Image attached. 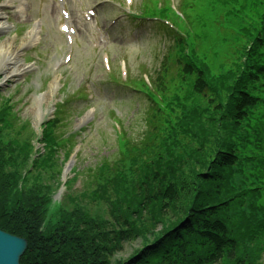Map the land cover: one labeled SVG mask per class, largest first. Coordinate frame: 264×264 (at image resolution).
Masks as SVG:
<instances>
[{
  "label": "trees",
  "instance_id": "1",
  "mask_svg": "<svg viewBox=\"0 0 264 264\" xmlns=\"http://www.w3.org/2000/svg\"><path fill=\"white\" fill-rule=\"evenodd\" d=\"M248 1L253 23L232 38L220 75L194 53L173 61L169 91L192 81L185 103H206V120L202 108L174 123L152 110L138 138L84 173L79 196L69 180L53 200L73 147L56 160L62 106L37 154L0 93V230L26 240L19 264H264V156L249 130L264 107V0Z\"/></svg>",
  "mask_w": 264,
  "mask_h": 264
},
{
  "label": "rangeland",
  "instance_id": "2",
  "mask_svg": "<svg viewBox=\"0 0 264 264\" xmlns=\"http://www.w3.org/2000/svg\"><path fill=\"white\" fill-rule=\"evenodd\" d=\"M100 1L102 0H64L76 34L71 60L68 64H63L67 47L64 37L58 31L63 21L55 0H0V15L5 23V29L0 30V46L8 40L12 48H18L36 22L41 26L36 44L27 50L20 48L19 53L14 54L15 59L17 57L22 62L23 75L10 77L2 83L0 81L2 97L10 99L20 121L37 132L40 119L46 118L56 103L61 100L66 102V124L62 130L67 133L78 131L79 134L75 137L76 145L72 147L69 157L70 161L73 159V164L70 161L63 163L60 182L72 180L71 193L76 196L85 188L84 173L95 169L101 160L113 161L119 151L115 140V130H118L116 122L123 127L128 139L135 140L144 129L148 103L142 96L131 93L130 89L120 84L118 66L125 62L132 79H139L147 73L154 76L153 72L163 54L162 46L168 42L162 28L148 24L135 26L131 21L124 20L122 10L117 7L123 0H104V5H99ZM133 1V8L148 3V0ZM19 7L21 11L17 12ZM88 9L95 11V18L91 21L85 19ZM198 27L204 40L215 47L231 43V36L221 32L220 39H216L208 20L200 22ZM107 53L114 68V79L109 78L103 68L102 57ZM225 59L224 56H215L211 74L213 78L223 72ZM14 65V58L4 65L10 76ZM56 77L59 78L58 88H65L41 105L42 114L39 118L36 110L38 98L45 97ZM77 89L88 95L87 101L73 95ZM171 102L172 105L177 104L173 100ZM170 108L171 106L166 109ZM38 139L40 138L34 137V150L37 154H42L43 145ZM64 149L57 151L58 162L64 160L67 151ZM64 191V188H60V192L56 191L53 200L60 201Z\"/></svg>",
  "mask_w": 264,
  "mask_h": 264
},
{
  "label": "bare ground",
  "instance_id": "3",
  "mask_svg": "<svg viewBox=\"0 0 264 264\" xmlns=\"http://www.w3.org/2000/svg\"><path fill=\"white\" fill-rule=\"evenodd\" d=\"M1 29H5V23L2 22V18L0 16V30ZM34 37L32 36V34H28L26 38L21 40V44L20 47L18 48H12L11 44L9 43V41H5L4 43L1 44L0 46V75H2L4 78H8L10 75V72H7L4 69V65L6 63H8L12 58H14L15 65L13 68H11V72L12 74H17L18 72L22 71V66H21V61H17L15 59V53H19V49L22 48L23 46H26V44L31 43V41L33 42ZM13 54V56H12ZM6 67V66H5ZM53 83L51 84V86L49 87V91L48 93L44 96H41L38 98V106H37V116H41L42 111H41V105H43L45 103V101H50L53 98Z\"/></svg>",
  "mask_w": 264,
  "mask_h": 264
},
{
  "label": "water",
  "instance_id": "4",
  "mask_svg": "<svg viewBox=\"0 0 264 264\" xmlns=\"http://www.w3.org/2000/svg\"><path fill=\"white\" fill-rule=\"evenodd\" d=\"M26 247V240L0 230V264H19Z\"/></svg>",
  "mask_w": 264,
  "mask_h": 264
}]
</instances>
